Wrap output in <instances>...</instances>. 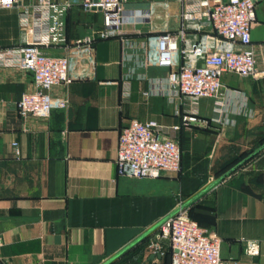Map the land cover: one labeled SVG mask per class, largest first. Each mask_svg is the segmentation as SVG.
<instances>
[{
	"label": "crops",
	"instance_id": "1",
	"mask_svg": "<svg viewBox=\"0 0 264 264\" xmlns=\"http://www.w3.org/2000/svg\"><path fill=\"white\" fill-rule=\"evenodd\" d=\"M161 1L170 2L172 13L180 10L178 0H129L126 6L147 9ZM256 13L252 41L264 71V0L256 1ZM154 19L126 23L123 38L99 39L90 76L55 86L53 94L69 102L49 117L18 113L33 76L0 65V264H170L167 253L161 257L149 243L180 203L222 237L230 264H264V75L225 73L231 94L222 110L214 98L192 103L163 93L169 68L147 63L148 37L178 21ZM102 25L100 9L73 6L67 41ZM23 34L20 7L0 8V48L19 45ZM48 50L66 52L63 46ZM193 109L208 124L174 129ZM132 118L155 120L164 135L178 138L179 173L118 175L119 135ZM244 239L257 240L259 253H247Z\"/></svg>",
	"mask_w": 264,
	"mask_h": 264
},
{
	"label": "built area",
	"instance_id": "2",
	"mask_svg": "<svg viewBox=\"0 0 264 264\" xmlns=\"http://www.w3.org/2000/svg\"><path fill=\"white\" fill-rule=\"evenodd\" d=\"M128 1L0 0V8L20 7L24 33L19 45L0 48V65L19 67L33 76L34 88L23 91L17 102L22 117H49L54 109L66 107L68 98L53 94V88L90 76L95 64L96 42L123 38L126 23L156 20V17L166 20L174 16L178 21L174 27L164 24L160 31L148 37L147 63L169 68L167 90L163 93L188 98L192 103L200 98H214L222 110L227 104L226 97L231 94L223 81L225 73L255 78L264 75L258 68L252 41V28L257 21L254 0H178L180 10L174 13L167 1L153 3L147 9H127ZM73 6L100 9L103 25L70 43L65 27L66 16ZM153 26L159 27L155 23ZM62 46L65 54L48 50ZM193 110L185 113L181 123L173 128L189 127L196 122L208 124L207 119ZM161 131L162 125L155 120L130 119L119 135L118 175L159 177L182 170L180 141ZM13 145L19 154L18 143ZM175 210L164 218L150 240L149 246L156 253L162 257L171 250L170 264H230L222 256V237L215 229L200 224L184 203ZM244 240L247 253H259L257 240Z\"/></svg>",
	"mask_w": 264,
	"mask_h": 264
},
{
	"label": "trees",
	"instance_id": "3",
	"mask_svg": "<svg viewBox=\"0 0 264 264\" xmlns=\"http://www.w3.org/2000/svg\"><path fill=\"white\" fill-rule=\"evenodd\" d=\"M251 152H249L248 154H243V155L239 156L237 159H235L233 161V163H232L231 168L235 167L236 165H238L239 163H241L242 161H244L248 157V155L251 154ZM182 161H183V158H182ZM190 214H191V211H190ZM192 217H193V215H192ZM166 256L170 257V261H171V250L168 249Z\"/></svg>",
	"mask_w": 264,
	"mask_h": 264
},
{
	"label": "water",
	"instance_id": "4",
	"mask_svg": "<svg viewBox=\"0 0 264 264\" xmlns=\"http://www.w3.org/2000/svg\"><path fill=\"white\" fill-rule=\"evenodd\" d=\"M254 1L256 2V1H258V0H254ZM196 123H202V122H196ZM193 124H194V123H193ZM174 212H176V210H175V211H173V212H172V213H170V214H173ZM170 214H169V215H170ZM163 220H164V219H163ZM163 220H162V221H163ZM162 221H160V222L158 223V225H157V226H159V225H160V223H161ZM147 234H148V233H146L145 235H143V236H142V238H144L145 236H147ZM142 238H141V239H142Z\"/></svg>",
	"mask_w": 264,
	"mask_h": 264
},
{
	"label": "rangeland",
	"instance_id": "5",
	"mask_svg": "<svg viewBox=\"0 0 264 264\" xmlns=\"http://www.w3.org/2000/svg\"><path fill=\"white\" fill-rule=\"evenodd\" d=\"M184 156H185V153H184Z\"/></svg>",
	"mask_w": 264,
	"mask_h": 264
}]
</instances>
